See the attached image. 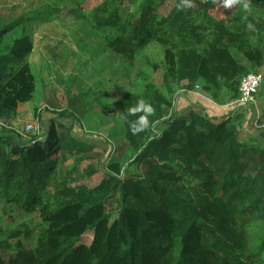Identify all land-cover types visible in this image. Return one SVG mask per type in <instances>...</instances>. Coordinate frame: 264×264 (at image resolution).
I'll return each mask as SVG.
<instances>
[{
    "label": "trees",
    "instance_id": "1",
    "mask_svg": "<svg viewBox=\"0 0 264 264\" xmlns=\"http://www.w3.org/2000/svg\"><path fill=\"white\" fill-rule=\"evenodd\" d=\"M68 1L75 4L72 15L129 62L141 59L150 45H163L161 95L171 112L185 83L201 86L216 101H235L242 79L264 63L263 52L249 49L211 14L216 5L211 1L181 0L168 17L151 14L154 0H143L133 15L121 14L118 0L86 12L88 0ZM24 28L23 20L0 23V120L9 125L34 92L28 57L35 45ZM18 29L21 35L12 39L10 33ZM158 91L146 83L122 95L124 157L130 163L113 159L95 188L74 186L79 180L65 166L68 155L89 149L73 134L76 120L67 111L49 121L48 129L42 127L43 139L29 144L0 128V199L37 214L43 241L34 258L17 264H264V259L251 262L249 251L259 235L245 229L247 222L264 220V149L243 143L230 118L211 116L201 104L182 116H163L156 111ZM140 98L155 105L154 113L149 127L133 135L126 110ZM65 119L75 121L64 126ZM141 166L144 170L135 172ZM212 176L225 179L234 189L231 196L217 190L214 180L201 181L202 189L192 193L180 186ZM115 196L121 204L116 219L106 206ZM88 237L89 245L84 242Z\"/></svg>",
    "mask_w": 264,
    "mask_h": 264
},
{
    "label": "rangeland",
    "instance_id": "2",
    "mask_svg": "<svg viewBox=\"0 0 264 264\" xmlns=\"http://www.w3.org/2000/svg\"><path fill=\"white\" fill-rule=\"evenodd\" d=\"M104 1L88 0L83 10L89 11ZM118 1L121 14L133 15L140 11L143 0ZM154 1L155 10L151 14L161 17H168L182 2ZM199 1L214 2L216 5L211 14L231 27L241 40L247 42L249 49L253 47L264 53V33H261L264 2L237 0L230 7H225L223 0ZM245 3L248 4L247 8L244 7ZM74 5L68 0H0V23L9 26L16 20H23V33L30 36L35 45L34 52L28 57L29 73L35 78L33 96L30 101L20 104L17 118L10 125L0 120V128L11 129L18 134L22 143L29 144L33 139H43L45 134L42 127L48 129L49 121L67 111V115L76 120L73 134L89 145L86 153L68 155L65 163L79 180L74 186L95 188L100 185L113 159L122 160L124 165L130 163H126L124 157L128 145L124 136L120 99L125 92L138 91L146 83H151L159 90L155 98L156 111L163 116L173 117L176 112L182 116L193 104H201L219 118H230L231 123L238 128L243 143L264 149V83L255 107L239 106L236 104L238 99L216 101L204 93L201 86L185 83L172 101L174 110L171 112L164 105L165 99L161 95L165 62L163 45L152 44L141 59L129 62L108 49L104 39L84 19L72 15ZM46 7L54 11H41ZM186 9L191 10L190 6ZM10 34L14 35L12 39L21 35L19 29ZM18 69L16 67L14 70ZM253 73H260L264 78V63L255 68ZM3 75L0 71V83L3 82ZM35 114L40 115L39 119L35 118ZM74 121L65 119L63 125L71 126ZM30 125L34 126L32 131L27 129ZM160 128L165 129L166 126ZM86 170L93 172L92 175H88ZM143 170L141 166L135 172ZM211 180H214L215 188L224 191L228 197L234 192L225 179L217 176L205 180H186L180 182V186L192 193L193 189H202L201 181L208 184ZM106 206L108 212L116 213L113 217L116 219L121 207L119 198L113 197ZM39 221L37 214L30 215L0 199L1 264L22 263L35 257L36 250L43 246L36 228ZM245 229L259 235L249 251L251 262L264 259V220L247 222ZM18 232L19 235H13ZM90 240L91 237L85 239V244L89 245Z\"/></svg>",
    "mask_w": 264,
    "mask_h": 264
},
{
    "label": "clouds",
    "instance_id": "3",
    "mask_svg": "<svg viewBox=\"0 0 264 264\" xmlns=\"http://www.w3.org/2000/svg\"><path fill=\"white\" fill-rule=\"evenodd\" d=\"M188 2V0H185ZM237 0H223L225 7H230ZM244 7L247 8L248 4L245 3ZM126 122L129 125V129L133 135H136L149 127V116L154 113V108L150 103H147L143 98L137 100L136 104L129 107L127 110ZM127 117H135V119L128 120Z\"/></svg>",
    "mask_w": 264,
    "mask_h": 264
},
{
    "label": "built area",
    "instance_id": "4",
    "mask_svg": "<svg viewBox=\"0 0 264 264\" xmlns=\"http://www.w3.org/2000/svg\"><path fill=\"white\" fill-rule=\"evenodd\" d=\"M263 83L264 78L260 73H251L244 77L240 83V95L236 104L243 107L257 106L259 92ZM27 129L32 131L34 126L30 125Z\"/></svg>",
    "mask_w": 264,
    "mask_h": 264
},
{
    "label": "crops",
    "instance_id": "5",
    "mask_svg": "<svg viewBox=\"0 0 264 264\" xmlns=\"http://www.w3.org/2000/svg\"><path fill=\"white\" fill-rule=\"evenodd\" d=\"M208 111V110H207ZM208 114H210L211 116H214V117H218V116H216L213 112H211V111H208ZM219 118V117H218Z\"/></svg>",
    "mask_w": 264,
    "mask_h": 264
}]
</instances>
